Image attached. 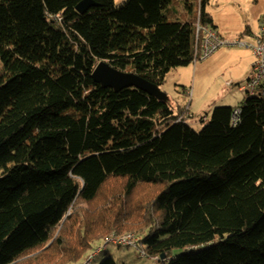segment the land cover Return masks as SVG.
Instances as JSON below:
<instances>
[{
  "label": "trees",
  "instance_id": "16d2710c",
  "mask_svg": "<svg viewBox=\"0 0 264 264\" xmlns=\"http://www.w3.org/2000/svg\"><path fill=\"white\" fill-rule=\"evenodd\" d=\"M81 1L0 0V264H91L114 232L164 264H264V96L197 132L186 107L92 78L104 60L161 89L211 0L187 22L173 0Z\"/></svg>",
  "mask_w": 264,
  "mask_h": 264
},
{
  "label": "rangeland",
  "instance_id": "374dc122",
  "mask_svg": "<svg viewBox=\"0 0 264 264\" xmlns=\"http://www.w3.org/2000/svg\"><path fill=\"white\" fill-rule=\"evenodd\" d=\"M124 1L115 0V5L119 7ZM188 3L191 5L189 8L187 7ZM261 6V0H211L207 11L215 16L223 30L237 32L235 36L237 38L245 29L242 28L243 20H246L249 13L251 14ZM191 8L194 11H191ZM197 11L195 0H173L167 11L168 20L170 22H186L192 19ZM237 49L240 47L223 46L207 59L172 69L167 74L166 82L161 87L166 95V100L176 113L179 109L189 105L192 116L188 118V124L197 132H200L209 122L215 108L241 106L243 99L240 101L231 100L230 104L225 103L231 94V89H237L235 86L229 87L228 84L240 79L241 68H238V73L235 74L230 71V68L235 65ZM189 89L193 91L192 97L187 94ZM238 93L241 96L245 95L243 92ZM104 245L105 242L100 243L96 249ZM107 246L109 251L105 252L106 250H104L97 254L91 264H101L111 257L116 264H164L157 261V257L143 255L142 249H145L143 244L138 247H124L109 243ZM180 253V250H173L172 256Z\"/></svg>",
  "mask_w": 264,
  "mask_h": 264
},
{
  "label": "built area",
  "instance_id": "2783aa9c",
  "mask_svg": "<svg viewBox=\"0 0 264 264\" xmlns=\"http://www.w3.org/2000/svg\"><path fill=\"white\" fill-rule=\"evenodd\" d=\"M193 53V63L203 61L212 55L215 51L223 46H239L245 47L252 51L254 55L253 73L250 79L244 84L240 85L239 90L248 96L251 95H263L264 96V13L260 20L259 33L256 36V41L253 44L243 41L239 38L227 39L219 35V33L212 27L202 26L200 22L197 23L195 31V44ZM229 86L232 83L228 84ZM188 94L192 96V90L189 89ZM240 110L237 109L232 115V125L236 126ZM187 116L190 117L189 113ZM184 117H178L176 122H180ZM140 239L134 236V234L118 235L112 233L106 240L105 245L97 250L89 260V262L109 243L126 246V247H138Z\"/></svg>",
  "mask_w": 264,
  "mask_h": 264
},
{
  "label": "crops",
  "instance_id": "0c3cea01",
  "mask_svg": "<svg viewBox=\"0 0 264 264\" xmlns=\"http://www.w3.org/2000/svg\"><path fill=\"white\" fill-rule=\"evenodd\" d=\"M261 4H262V6L259 9L251 12V14L249 13L247 15V19L243 20L242 28L244 27L245 29L240 34V36H238L237 38L242 39L243 41L248 42L250 44L255 43L257 32L259 30L260 19L264 13V0H261ZM191 11H194L193 8H191ZM210 14L212 15V18H213V24L215 26L214 29L219 33V35L221 37H223V38L226 37L227 39L235 38V36L237 35V32H231L230 30H223L222 27L216 21L215 16L212 13H210ZM246 29H247V32L245 33ZM236 47H239V46H236ZM244 48L245 47H240V49H237L238 55H237V58L235 59V65L230 68V71L233 74L238 73L237 72L238 68H241V74H240V79L233 81L232 85L229 86V87L235 86L237 89H231V94H230V96L227 97V99L225 101V103H228V104L231 103L230 102L231 100L240 101L242 99L245 100V98H246V94L241 96L238 93V92H241V90L238 89V85H244L252 76L253 65H254L255 59H254V55H253L252 51L248 48H245V49ZM234 53H236V52H234ZM189 115L192 116V114L190 112V108H189ZM187 123H188V121H187Z\"/></svg>",
  "mask_w": 264,
  "mask_h": 264
},
{
  "label": "water",
  "instance_id": "95a60500",
  "mask_svg": "<svg viewBox=\"0 0 264 264\" xmlns=\"http://www.w3.org/2000/svg\"><path fill=\"white\" fill-rule=\"evenodd\" d=\"M97 6L99 5L94 0H82L76 6V10L79 14L84 15L90 9ZM92 78L95 83L104 88L113 89L115 92L134 88L146 92L150 96L166 100L165 93L155 83H152L135 72L117 70L104 60L97 64ZM162 258H164V256H162Z\"/></svg>",
  "mask_w": 264,
  "mask_h": 264
},
{
  "label": "clouds",
  "instance_id": "9594fccd",
  "mask_svg": "<svg viewBox=\"0 0 264 264\" xmlns=\"http://www.w3.org/2000/svg\"><path fill=\"white\" fill-rule=\"evenodd\" d=\"M238 86H240V85H238ZM238 89H239V87H238ZM191 90H192V89H191ZM187 91H188V90H187ZM241 92H242V91H241ZM192 93H193V91H192ZM187 94H188V92H187ZM244 94H245V93H244ZM188 95H189V94H188ZM189 96H190V95H189ZM190 97H192V96H190ZM246 97H248V95H246ZM237 109H239V108L236 107L235 110H237ZM235 110H234V111H235ZM239 110H240V109H239ZM186 111H187V112L183 115V117L186 118L185 121H188V118L191 117V116H190V117L187 116V114L189 113V105H188V107L186 108ZM240 111H241V110H240ZM233 113H234V112H233ZM232 115H233V114H232Z\"/></svg>",
  "mask_w": 264,
  "mask_h": 264
}]
</instances>
